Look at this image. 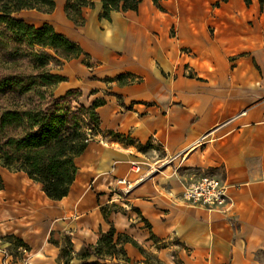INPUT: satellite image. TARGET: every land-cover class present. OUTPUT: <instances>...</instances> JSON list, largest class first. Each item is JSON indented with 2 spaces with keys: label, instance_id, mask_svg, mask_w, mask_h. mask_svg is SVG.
Masks as SVG:
<instances>
[{
  "label": "crops",
  "instance_id": "1",
  "mask_svg": "<svg viewBox=\"0 0 264 264\" xmlns=\"http://www.w3.org/2000/svg\"><path fill=\"white\" fill-rule=\"evenodd\" d=\"M90 1L82 26L64 15L66 0L49 14H14L87 55L53 69L64 78L55 96L79 90L81 105L103 103L65 197L0 173V235L28 247L26 264H63L65 248L80 264L110 229L129 239L125 264H264V5L141 0L101 17L100 1ZM202 175L226 185L222 211L181 200Z\"/></svg>",
  "mask_w": 264,
  "mask_h": 264
},
{
  "label": "trees",
  "instance_id": "2",
  "mask_svg": "<svg viewBox=\"0 0 264 264\" xmlns=\"http://www.w3.org/2000/svg\"><path fill=\"white\" fill-rule=\"evenodd\" d=\"M99 1L101 17H107L111 11H135L141 0ZM54 2L0 0V65L6 66H0V169L23 173L40 184L48 199L57 201L67 195L75 178L74 160L98 132L96 109L103 102L85 107L78 102L79 90H70L59 97L50 93L51 88L54 91L55 86L64 81L52 73L51 64L58 66L62 61L80 56L87 58V55L50 25L35 28L14 14L29 10L49 14ZM258 3L262 6L264 0ZM92 7L90 0H66L63 12L75 26H82V9ZM113 211H117L116 208ZM101 212L104 217L108 214L105 208H101ZM114 235L113 229L101 234L95 246H87L79 255V263L125 264L122 244L129 239L118 235L114 240ZM7 240L8 249L28 251L14 236H8ZM62 256L63 264H70L69 249L65 248Z\"/></svg>",
  "mask_w": 264,
  "mask_h": 264
},
{
  "label": "built area",
  "instance_id": "3",
  "mask_svg": "<svg viewBox=\"0 0 264 264\" xmlns=\"http://www.w3.org/2000/svg\"><path fill=\"white\" fill-rule=\"evenodd\" d=\"M118 186H125L123 190H119L121 194H126L129 190L127 182L118 179ZM226 185L217 177L210 175H202L198 180L185 187L181 193V200L192 206H200L209 211H222L227 203ZM18 251L22 254L18 259L22 264H26L27 251L19 248ZM2 264H6L2 262Z\"/></svg>",
  "mask_w": 264,
  "mask_h": 264
},
{
  "label": "rangeland",
  "instance_id": "4",
  "mask_svg": "<svg viewBox=\"0 0 264 264\" xmlns=\"http://www.w3.org/2000/svg\"><path fill=\"white\" fill-rule=\"evenodd\" d=\"M1 67H6L5 65H0ZM58 66H54V64L52 63L51 64V68H53V69H56ZM54 91H53V89L51 88L50 89V93H53ZM55 93V92H54ZM56 95V94H55ZM62 106H64V104H61ZM0 173H1V176H2V178H5V176L6 175H8L10 172H7V171H4V170H0ZM11 174V173H10ZM9 235H5V234H3V235H0V260H1V258H5L6 257V255H8L9 257H12L13 259H16V258H19V257H21V253L19 252V251H14V250H11L12 248H5V245L7 246L8 245V240H7V237H8ZM10 245H12V244H10ZM115 254L117 255V256H119V254H118V252H115ZM116 256V257H117Z\"/></svg>",
  "mask_w": 264,
  "mask_h": 264
}]
</instances>
